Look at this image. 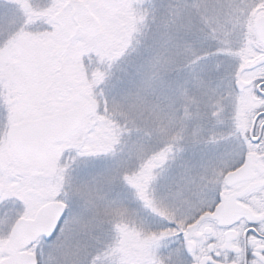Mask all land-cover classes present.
I'll return each mask as SVG.
<instances>
[{"label": "snow or ice", "instance_id": "6c2138e0", "mask_svg": "<svg viewBox=\"0 0 264 264\" xmlns=\"http://www.w3.org/2000/svg\"><path fill=\"white\" fill-rule=\"evenodd\" d=\"M17 2L0 0V264H68L63 253L85 216L73 188L91 194L110 183L113 196L140 202L121 165L129 145L150 140L154 127L172 133L171 145L131 177L141 186L155 185L152 208L140 213L147 231L156 233L147 241L151 251L162 264H264V217L248 219L237 209L236 219L220 223L225 210L235 207L230 174L243 175L252 161H264V75L239 84L264 69V48L254 49L260 59L250 67L241 52L246 26L264 15V0H234L210 34L194 28L187 37L169 32L159 41L145 38L107 90L93 75L106 57L110 68L121 55L109 53L121 36L124 17L118 10H135L140 0H47L40 8L29 0L20 19L12 12ZM188 7L183 0H151L153 24L170 9L182 15ZM148 58L151 72L142 78ZM194 86L205 93L226 90L229 97L251 93L261 103L246 113V124L232 107L223 108L219 133L200 145L203 150H189L181 145L191 108L180 114L174 105ZM105 128H111L114 144L125 138L128 143L111 155L94 154ZM234 199L243 202L241 196ZM53 206L59 213L54 225ZM234 229L236 251L210 247L222 245L223 234ZM91 264H99V253Z\"/></svg>", "mask_w": 264, "mask_h": 264}, {"label": "rangeland", "instance_id": "374dc122", "mask_svg": "<svg viewBox=\"0 0 264 264\" xmlns=\"http://www.w3.org/2000/svg\"><path fill=\"white\" fill-rule=\"evenodd\" d=\"M183 2L190 7L183 11L182 15L170 9L168 14L158 18L155 24H153L151 0H140L135 10L130 7L118 10L119 15L124 17L119 21L121 36L110 45L109 53L119 51L122 55L119 61L116 59L110 61V69L113 72H120L125 64H129L136 58L140 51V42L145 38L159 41L169 32L187 37L193 35L194 28L201 29L202 34H210L211 30L214 27L219 28L220 23L227 17L234 0H183ZM28 3L29 0H23L21 6L18 7L20 18L24 13L23 7ZM46 3L47 0H31V7L40 8ZM141 17H144L142 23H136ZM20 18L17 17V19ZM170 18L172 19L171 24L168 22ZM125 40H127L126 46L124 45ZM151 64V58L144 60L141 68L142 78L151 72ZM98 65H104L103 68L109 69V60L106 57L104 62ZM102 75L104 77L103 73ZM102 77L97 74L93 75L99 87L110 89L115 78L104 77L105 79L101 80ZM235 101L234 97L228 96L226 90L223 94L220 91L205 93L198 86L189 89L186 95L179 96L174 105L179 113L183 114L186 107L191 108V117L184 124L185 141L181 147L189 150H203L200 145L207 141L214 132L219 133L220 131L219 125L224 120L222 109L232 107L236 114ZM164 103L167 104L168 101ZM115 119L121 120L122 117L117 114ZM152 131L154 134L150 140L141 138L129 145V157L123 160L121 165L129 172L130 178L127 182L130 187L138 189L141 193L140 202L136 199H121L119 195L113 196V186L110 183L103 186L100 191L91 194L80 188H73L71 195L82 201L85 216L81 220L79 234L63 253V258L68 261V264H85V261L91 264L92 258L97 253H99V264H111V254L114 251L122 253L128 251L126 255L121 254L126 256L125 260L122 257V261L117 260L120 264H152V261L162 264L160 257L151 251L147 242L154 238L156 233L147 231V225L140 216L144 203L152 208V188L155 185L141 186L131 178L138 166L145 164L154 153L171 145L172 133L170 131L161 132L158 127H154ZM194 131L199 135L193 137L192 132ZM122 143H128L127 138L124 141L117 140L114 144L111 128H105L101 131L100 145L94 154L111 155L112 150L118 151L117 145ZM152 210L156 211L154 208ZM131 228L138 231V237L140 236L147 245L141 257L130 252L127 235ZM127 247L128 250H125Z\"/></svg>", "mask_w": 264, "mask_h": 264}, {"label": "flooded vegetation", "instance_id": "af4514ba", "mask_svg": "<svg viewBox=\"0 0 264 264\" xmlns=\"http://www.w3.org/2000/svg\"><path fill=\"white\" fill-rule=\"evenodd\" d=\"M22 2L23 0H18L16 4L12 5V10H13L12 12L13 14H15L16 18L17 17L20 18L19 17L20 11L18 7L21 6ZM27 7L28 5H25L23 7V12L26 10ZM259 18L264 19V15L255 16L251 25L246 26L248 31V38L245 41V47L241 50V52L245 57L244 66L246 67H250L256 64L260 59V57L254 51V49L264 48V44L259 43L255 37V23ZM262 23L264 25L263 21ZM259 75H264V69H258L255 72L246 74V76L242 77L239 82L243 83L244 85H250L252 80ZM234 98L236 100L235 101L236 115L240 116L242 123L246 124L247 123L246 113L258 107L261 101L258 97H256L254 94L251 93L243 97H234ZM253 156H255V153L250 155L249 157L250 161H252ZM262 172H264V161H259V160L252 161V166L251 168H249L248 171V176L250 178L247 181L234 185L233 192L230 194L231 196H233L235 194H239L243 192L249 187H253L247 194L241 196L243 197V202L235 201L239 209L244 210V213L247 215L248 219H260L261 217H264V179L260 177V173ZM143 206L147 207V204L144 203ZM226 211L227 212H224L223 218L221 219L220 223H224V224L231 223L232 220L237 218L236 214L231 218L230 212H228V210ZM205 230L210 235H217L216 231L211 227H207ZM237 231L238 229H234L224 233L222 237L224 243L222 245L220 244L210 245V247H215V246L229 247L231 248V250L236 251L238 249V246L231 244V240L236 235ZM127 238L129 240L128 242H129L130 252L133 255L141 257L147 245L140 236L138 237V231L136 229L131 228V230H129ZM125 250H128V247ZM127 252L128 251L123 253L121 251H116V252L114 251L113 254H111V264H120L117 262V260L118 259L121 260V257L123 260H125L126 256H122L121 254L126 255Z\"/></svg>", "mask_w": 264, "mask_h": 264}, {"label": "water", "instance_id": "95a60500", "mask_svg": "<svg viewBox=\"0 0 264 264\" xmlns=\"http://www.w3.org/2000/svg\"><path fill=\"white\" fill-rule=\"evenodd\" d=\"M262 21L264 22V19L262 18H259L257 19L256 23H255V37L257 39V41L259 43H262L264 44V25L262 23ZM240 85H244L243 83L239 82ZM249 171V170H248ZM248 171L246 173H244L243 175H240L239 173H232L230 174V176L232 177L231 179V183L232 185H236V184H239L241 182H244V181H247L250 177L248 176ZM253 187H249L247 188L246 190H244L243 192L239 193V194H235L233 195V202L235 204V207H229L228 209V212H230L231 214V218L236 214V210L239 209V207L236 205L235 203V197L236 196H243L245 194H247ZM225 210V212H227ZM58 211H57V206H53L51 212H50V215L52 216V224L54 225L55 223V217L58 216ZM49 231L51 230V225L49 226Z\"/></svg>", "mask_w": 264, "mask_h": 264}, {"label": "trees", "instance_id": "16d2710c", "mask_svg": "<svg viewBox=\"0 0 264 264\" xmlns=\"http://www.w3.org/2000/svg\"><path fill=\"white\" fill-rule=\"evenodd\" d=\"M121 55H120V57H121ZM120 57L117 58L116 61H119ZM103 66L102 65H98L97 72L94 73V76H96V74H97L99 76L101 75V77H102L103 76L102 73L104 74V77H107V78L108 77H113V78L116 79L119 76V72H117V71L113 72V70H111L110 68L109 69H106L105 67L103 68ZM104 77H102L101 80L102 79L104 80L105 79Z\"/></svg>", "mask_w": 264, "mask_h": 264}]
</instances>
